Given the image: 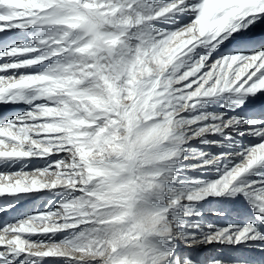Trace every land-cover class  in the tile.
Returning a JSON list of instances; mask_svg holds the SVG:
<instances>
[{
	"label": "snow or ice",
	"instance_id": "1",
	"mask_svg": "<svg viewBox=\"0 0 264 264\" xmlns=\"http://www.w3.org/2000/svg\"><path fill=\"white\" fill-rule=\"evenodd\" d=\"M53 262L264 264V0H0V264Z\"/></svg>",
	"mask_w": 264,
	"mask_h": 264
},
{
	"label": "rangeland",
	"instance_id": "2",
	"mask_svg": "<svg viewBox=\"0 0 264 264\" xmlns=\"http://www.w3.org/2000/svg\"><path fill=\"white\" fill-rule=\"evenodd\" d=\"M34 163H35V161H34ZM30 167H31V165H30ZM40 196V197H39ZM39 197V198H38ZM46 199H47V196H46V194H44V193H38V194H35V196L34 197H26V198H24V199H22L21 201H20V203H19V206L20 205H22L21 204V202H23V200H24V205H23V207H21V208H18L17 209V212H12V213H14V215L13 216H15L18 212L19 213H22V209L24 208L26 211H29V210H32V209H42L43 207H42V205H44V203L46 202ZM44 201V202H43ZM26 202V203H25ZM39 204V205H38ZM215 205H208L207 207H214ZM207 218L209 219V220H215V217H213L212 215H211V213H208V215H207ZM213 251H219V249H216V250H213V249H211V248H206L202 253H201V255L203 256V255H210V254H212V252ZM53 264H56V262H53Z\"/></svg>",
	"mask_w": 264,
	"mask_h": 264
},
{
	"label": "bare ground",
	"instance_id": "3",
	"mask_svg": "<svg viewBox=\"0 0 264 264\" xmlns=\"http://www.w3.org/2000/svg\"><path fill=\"white\" fill-rule=\"evenodd\" d=\"M39 197H40V196H39ZM39 197H38V198H39ZM23 202H24V200H23ZM23 202H21L22 205H20V206L18 205V206H17V209L23 207V205H24ZM43 202H44V201H43ZM25 203H26V202H25ZM38 205H39V204H38ZM42 207H43V205H42ZM22 212H26V210L23 208V209H22ZM13 215H14V213H9V214H8V216H13ZM8 216H4L3 219H7Z\"/></svg>",
	"mask_w": 264,
	"mask_h": 264
}]
</instances>
